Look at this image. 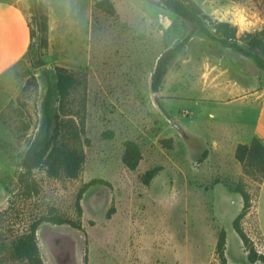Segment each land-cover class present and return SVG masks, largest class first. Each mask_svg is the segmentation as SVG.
<instances>
[{"label":"rangeland","instance_id":"rangeland-1","mask_svg":"<svg viewBox=\"0 0 264 264\" xmlns=\"http://www.w3.org/2000/svg\"><path fill=\"white\" fill-rule=\"evenodd\" d=\"M0 0V264H24L16 237L42 217L57 214L82 230L42 223L36 232L44 264H222L216 253L226 232L228 264H253L233 228L241 224L264 255V112L245 97L264 90L253 58L201 34L160 0ZM209 17L228 23L230 41L264 59V0H194ZM34 3L48 17V46L37 50ZM158 95L151 91L158 57L184 38ZM41 59L42 64L39 63ZM73 77L65 101L58 74ZM59 133L55 146L84 155L77 178L34 170L38 194H21L23 157ZM172 139V147L161 144ZM136 142V170L122 162L124 143ZM249 150L240 162L239 146ZM162 170L145 185L142 176ZM93 179L109 186L81 188ZM262 183V184H261ZM261 184V185H260ZM254 264H263L256 262Z\"/></svg>","mask_w":264,"mask_h":264},{"label":"trees","instance_id":"trees-1","mask_svg":"<svg viewBox=\"0 0 264 264\" xmlns=\"http://www.w3.org/2000/svg\"><path fill=\"white\" fill-rule=\"evenodd\" d=\"M165 6L171 8L178 16L183 20L188 21L196 26L198 31L214 40H219L221 44L228 48H234L238 52L242 53L245 56L253 58L257 66L264 70V59L259 55H251L243 47H240L238 44L232 43L230 39L234 36V30L228 23H217L213 29L209 28L206 25L208 16L203 12L199 4L194 0H160ZM95 7L101 11H104L108 14H114V6L109 0H101L96 3ZM34 11L36 14V27H37V50L39 52V57L41 52L48 46V17L44 13L40 12L37 3H34ZM189 38H184L178 42L175 46L166 49L157 59L154 71L151 77V91L155 98V101L158 107L167 115L166 111L163 108L162 103L160 102L158 95L164 79L168 74L171 63L176 58V56L183 50ZM39 63L42 64L41 59ZM73 77L69 74L60 72L58 74V93L60 99L65 101L69 95V90L73 85ZM59 133V123L55 127V134L45 143L44 147L37 149L34 144L29 146L27 149L23 160H22V171L19 175V185L21 189V194L30 197L32 195L38 194L39 187L34 178V170L42 167L47 160L49 163V173L53 176H57L60 171H63L69 178H77L80 174L82 165L85 161V157L82 153L72 150H62L55 146L57 140V134ZM172 139H163L161 144L169 148L172 147ZM249 148L246 145L239 146L237 150L236 157L242 162ZM256 153L264 161V148L261 144H257ZM142 159L141 149L139 145L131 140H127L124 143V153L122 156V162L124 165L131 171L137 169L140 161ZM162 170L161 167H155L152 170L146 172L142 176V181L145 185H149L151 180ZM264 175V173H263ZM264 177V176H263ZM103 185L109 186V183L103 179H93L86 183L78 193L76 206L78 215L81 216L82 209L80 201L83 194L91 187ZM238 194L241 195L243 200V207L240 213L233 221V228L242 240L247 252L248 260L250 263L262 262L264 264V255L258 254L255 250L253 243L245 234L242 228V220L247 215L248 211L251 208V198L248 193L243 189L238 188L236 190ZM2 212H0L1 216ZM42 223H50L58 226L68 225L77 230H82V225L80 222L64 218L57 214H51L47 216H42L34 220L29 229L22 235L16 237L14 241V255L22 260L24 264H44V261L41 257L39 246L37 244L36 232L39 226ZM226 250V232L221 230L217 244H216V253L220 262L222 264H228L225 256Z\"/></svg>","mask_w":264,"mask_h":264},{"label":"crops","instance_id":"crops-1","mask_svg":"<svg viewBox=\"0 0 264 264\" xmlns=\"http://www.w3.org/2000/svg\"><path fill=\"white\" fill-rule=\"evenodd\" d=\"M246 90L249 91V95H245V97L253 98V100L255 102H259L260 107H261V109L259 111V114L262 113V112H264V90L261 91L258 88L251 90L249 87H244L243 88V91H246ZM160 95H161V90H160Z\"/></svg>","mask_w":264,"mask_h":264}]
</instances>
